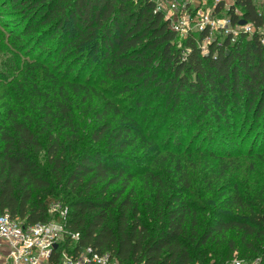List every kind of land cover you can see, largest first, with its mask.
<instances>
[{
    "label": "trees",
    "instance_id": "obj_1",
    "mask_svg": "<svg viewBox=\"0 0 264 264\" xmlns=\"http://www.w3.org/2000/svg\"><path fill=\"white\" fill-rule=\"evenodd\" d=\"M138 1L11 0L21 13L15 39L28 36L39 47L53 39L54 47H43L51 59L78 51L94 76L74 77L70 67L60 79L50 61L36 70L21 53L18 76L26 78L30 67L46 84L41 89L31 80L23 99L0 88V212L35 224L48 221L50 205L61 202L68 227L79 234L75 250L108 253L119 264H194L198 244L222 241L232 254L219 264L235 252L263 264L264 226L241 215L250 202L233 189L217 195L219 206H200L183 149L169 142L161 151L158 138L167 123L182 129L189 121L222 122L229 104L257 105L264 117V14L252 0H235L232 24L238 7L253 31L235 39L229 33L203 51L207 32L179 42L152 2ZM228 169L224 163L221 177Z\"/></svg>",
    "mask_w": 264,
    "mask_h": 264
},
{
    "label": "rangeland",
    "instance_id": "obj_2",
    "mask_svg": "<svg viewBox=\"0 0 264 264\" xmlns=\"http://www.w3.org/2000/svg\"><path fill=\"white\" fill-rule=\"evenodd\" d=\"M252 1L258 11L263 10L261 0ZM138 2V0H134V6ZM234 3L235 0L222 1L217 6L221 14L217 10L216 14L223 18L229 16V7ZM236 8L239 9L235 7L234 11ZM20 21L21 13L12 5L11 0H0V76L3 78V80H0V88L8 95L7 98L16 93V98L21 97L23 99L22 97L25 95L24 92H26L28 84L36 78L41 89L46 84L41 77L32 76L29 70L33 71V68L30 67L26 69L28 70L26 78L23 79L18 76L15 69L19 61L17 59L21 53H24L21 55V61L30 64L36 70H38V65L36 64L40 63L39 61H42V63L50 61L51 66H54V70L59 69L57 70L59 73L57 76L60 79L70 67H74L71 74L74 77L79 73L84 74L86 72L87 67L85 69L82 66L83 59L80 58L79 60L78 51L67 54L62 58L51 59V55L46 48L49 45V47L55 46L53 39L47 40L45 46L42 47L38 46V42L31 41L28 36H24L22 40L15 39L16 32L21 31L22 28L19 27ZM231 27L234 32L232 35L235 39L243 29H239L235 25ZM261 31L264 33V27ZM225 36L226 33L222 31L213 32L209 41H202L203 51L207 50L208 42L213 40L222 41ZM177 37L178 41L181 42L183 38L179 35ZM13 46L19 50H13ZM78 60L79 63L75 64ZM92 70L90 68V71L86 72V79H92V76H94L91 73ZM16 78L21 81V85L18 84L19 81ZM48 83L49 81L47 80ZM223 114L225 116V112ZM226 118H228V121H225ZM226 118L222 122L217 119L215 123L211 119L210 123L205 122L206 120L189 121L185 122V126L182 129H176L170 123H167L166 128L159 135L158 141L161 146L159 145L158 149L163 151L165 145L169 142L171 143V148L183 149L184 154L181 156L183 161L181 162L190 171L194 192L193 199L199 202L200 206H219V202L216 200L217 195L223 191H233L234 189L247 202H250L249 208L243 214H240L256 221V224L264 226V117L262 115L257 116V105L250 109L247 107L240 109L229 104L226 108ZM170 127H173V129H170ZM176 135H179V139L176 138ZM209 145H211L212 150H208ZM154 152H149L148 155L153 157L155 155ZM37 161L42 167H46L42 154L38 156ZM224 163L227 164L229 169L227 174L221 177L222 171L220 170L224 167ZM44 171L47 173L46 168ZM208 182L213 183L212 189L209 192H204ZM138 191L140 192V189ZM60 196L62 197L61 194ZM140 210L141 218L144 221L150 220L152 215L146 214V209ZM208 216L209 214L207 213L206 217ZM147 223L150 224V222ZM234 241L237 247L236 251L242 253L239 247V238L235 234ZM67 247L68 249L71 248L70 245ZM228 249V241H222L220 244H198L192 251L193 259L199 262H215L219 264L232 254L228 253Z\"/></svg>",
    "mask_w": 264,
    "mask_h": 264
},
{
    "label": "built area",
    "instance_id": "obj_3",
    "mask_svg": "<svg viewBox=\"0 0 264 264\" xmlns=\"http://www.w3.org/2000/svg\"><path fill=\"white\" fill-rule=\"evenodd\" d=\"M149 1L153 4V12L161 13L170 28L182 38L191 32L205 31L208 33L205 40L209 41L213 32L234 33L233 25L243 29V32L253 31L250 23L240 24L242 14L237 8L234 11L239 17L236 24H232L229 16L223 18L216 14L217 6L224 0ZM261 1L264 14V0ZM48 212V221L35 224H25L18 216L13 217L7 211L0 212V264H119L108 253L98 254L89 247L75 250L79 234L68 227L69 209L66 205L53 202ZM260 263V257L246 259L235 252L224 264Z\"/></svg>",
    "mask_w": 264,
    "mask_h": 264
},
{
    "label": "water",
    "instance_id": "obj_4",
    "mask_svg": "<svg viewBox=\"0 0 264 264\" xmlns=\"http://www.w3.org/2000/svg\"><path fill=\"white\" fill-rule=\"evenodd\" d=\"M240 24H241V25L246 24V21H245V20H241V21H240Z\"/></svg>",
    "mask_w": 264,
    "mask_h": 264
}]
</instances>
